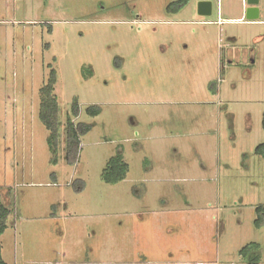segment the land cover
<instances>
[{"label": "rangeland", "instance_id": "1", "mask_svg": "<svg viewBox=\"0 0 264 264\" xmlns=\"http://www.w3.org/2000/svg\"><path fill=\"white\" fill-rule=\"evenodd\" d=\"M199 1L0 0L8 264H248L251 242L264 264V0L254 21L246 0ZM52 70L56 151L38 118ZM67 114L91 125L73 164Z\"/></svg>", "mask_w": 264, "mask_h": 264}, {"label": "trees", "instance_id": "2", "mask_svg": "<svg viewBox=\"0 0 264 264\" xmlns=\"http://www.w3.org/2000/svg\"><path fill=\"white\" fill-rule=\"evenodd\" d=\"M54 70L51 72L47 83L39 90L40 103L38 109V118L49 132L48 143L51 150L56 151V142L59 136L60 108L56 95L54 94V83L56 81ZM76 106V103L74 104ZM100 108L97 105H92L85 109L88 116L97 115ZM79 111L77 107L73 108V115L76 117ZM63 149L65 152L66 162L73 164L76 161L78 151L80 148V136L86 134L91 125L85 122L74 123L72 117L67 114L63 121ZM264 126V116H263ZM61 139V138H60ZM257 149H262L260 152L264 156V144L258 146ZM128 170L127 163L123 160L121 154L112 157L107 167L104 169L102 179L108 183H117L124 179ZM82 188V187H80ZM257 217L254 220L256 227L264 225V206H257L255 208ZM10 214V208L7 207L0 199V238L7 228V221ZM1 241H0V264H8L1 255ZM260 245L256 242L246 244L240 251V255L248 264H255L260 258ZM257 259V260H256Z\"/></svg>", "mask_w": 264, "mask_h": 264}, {"label": "water", "instance_id": "3", "mask_svg": "<svg viewBox=\"0 0 264 264\" xmlns=\"http://www.w3.org/2000/svg\"><path fill=\"white\" fill-rule=\"evenodd\" d=\"M259 0H246L245 18L247 21H254L259 14ZM197 14L200 16H210L212 14V3L208 0L199 1L197 4Z\"/></svg>", "mask_w": 264, "mask_h": 264}]
</instances>
